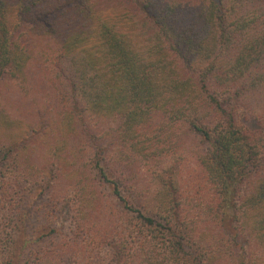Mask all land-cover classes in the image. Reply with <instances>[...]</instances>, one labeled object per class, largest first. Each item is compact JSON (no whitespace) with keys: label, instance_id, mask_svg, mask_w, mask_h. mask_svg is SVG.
Instances as JSON below:
<instances>
[{"label":"trees","instance_id":"obj_1","mask_svg":"<svg viewBox=\"0 0 264 264\" xmlns=\"http://www.w3.org/2000/svg\"><path fill=\"white\" fill-rule=\"evenodd\" d=\"M16 246L264 264V0H0V256Z\"/></svg>","mask_w":264,"mask_h":264},{"label":"rangeland","instance_id":"obj_2","mask_svg":"<svg viewBox=\"0 0 264 264\" xmlns=\"http://www.w3.org/2000/svg\"><path fill=\"white\" fill-rule=\"evenodd\" d=\"M27 98L28 97H26V96L22 97V95H21V93H19V91H15L12 94L10 93L9 103H8L9 108L7 107V109L12 114H14L12 110L14 108H17V107H19L18 110H27V107L29 106V103H30V100ZM22 104H26V105L22 106ZM24 128H25V125L21 128H18L15 132L16 134H18L17 139L19 141L21 140V137L24 136V132H23ZM32 144H33L32 146H34V148L31 147L25 153V154L30 153V155H33V157L31 159H29L30 164H31V162L32 163H39L40 161H43L45 163V160L50 159L49 155H50V151H51V147H50L51 142L48 139L38 137V139L35 140V142H32ZM46 198H47L46 196L38 197L36 195L35 196L33 195L31 201H33L34 203L37 202L36 204H42ZM58 224H59L60 228L65 229V231L62 230V232H60L61 237L64 236L65 233H68L71 230L70 221H69L68 217L65 220V224H63L62 221L60 219H58ZM69 236H70V234H69ZM25 237H26V233H24V234L19 233L18 235H16L17 241L20 242L21 244L24 241ZM19 247L20 246H16L15 248L13 247L12 251L5 252V254H1L0 264H18V263H16V261L19 259V254L22 253V248L20 251ZM69 258L70 259L72 258V263H73L74 257H72V255L70 254V257H68V259ZM66 264H68V262ZM74 264H76V263L74 262Z\"/></svg>","mask_w":264,"mask_h":264}]
</instances>
